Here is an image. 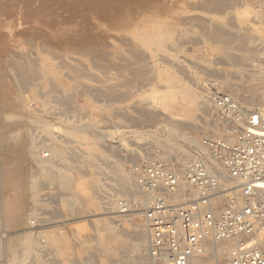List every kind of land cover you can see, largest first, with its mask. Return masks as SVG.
<instances>
[{
    "label": "rangeland",
    "instance_id": "rangeland-1",
    "mask_svg": "<svg viewBox=\"0 0 264 264\" xmlns=\"http://www.w3.org/2000/svg\"><path fill=\"white\" fill-rule=\"evenodd\" d=\"M10 1L11 0H9V1L8 0H0V8H5L8 10V11H6L7 15H4L5 19L3 20V22H11V24H7V25L6 24L3 25L0 22V28L1 29L3 28L2 31L0 29V48H1V50H0V64L1 65L3 64L2 69L0 68V109H1L0 110V116L4 115V113L7 112V110H10V109L12 110L14 108V105H15V103L10 102L11 100H14L12 98L15 97V94H16L15 88L16 87H15V85H13L14 82L11 81L12 79L9 78L10 76L8 77V75H6V74H8V72H7L8 64H7L6 57L9 58V54H10V56L11 55H13V56L14 55H23L20 52L21 48H22V50L25 49L24 50L25 53L30 52L34 55V52L29 51L30 48H27V47H29L28 45L21 43L22 42L21 38H22V34H23L22 32L25 33V31L31 32V31H40L41 30V31L45 32L46 34L49 31L48 35H50V33L52 34L53 30L55 31L56 27H54V25L57 24L56 23L57 21H59L60 23H58L56 25V26L59 25L56 29H59L60 26H62L60 24L65 25L68 22V24H66V26H67V25H69L70 19L72 20V22H75L76 20L79 21L81 16L83 19H81L80 22L82 21V23L70 22V24H74V25L77 24L78 27H80L82 25L84 26V23L86 26H88L89 24L94 25L93 22H95V21H92L93 19H90L91 17H89V15L93 16L96 13L95 11H97L96 9H92L90 5H87L88 4L87 0L86 1L83 0L84 2H82L81 0L80 1L73 0L74 2L69 0L70 4L72 3L71 6L73 5V3H75L74 6H72V7L70 6L68 0L67 1L66 0H45V1L41 0V2H39V3H38V0H36V1L35 0H31V1L26 0V2H24L25 0H12L11 2ZM13 1H15L14 4H13ZM27 1L28 2L30 1L29 4L27 3ZM57 1H58V3H57ZM61 1L62 2L65 1V4H64V2L62 3ZM132 1H134V0H132ZM142 1L145 3H143ZM148 1H150V0H147V1L146 0L145 1L144 0H137V1L135 0V2H137V3L139 2L138 4L141 3L144 5L147 4ZM153 1H154V3L159 2V3H164L165 5L168 4L169 2H170V4L172 3V0H166L167 3L165 0H151L150 2H153ZM162 1H165V2H162ZM199 1L198 0H192V1L191 0L190 1L189 0H183V1L182 0L181 1L175 0V2H174V0H173L175 5H177V6H176V10L172 13L173 16L171 14V19L173 20V22H176V24L178 23L177 24L178 29H179L178 33H182L184 31L183 32L184 34H182V36L177 37V39L175 38L176 40L174 39V37L171 38V40L169 39L168 40L169 45L165 48L163 53L161 55L153 57V59L148 60L149 62L151 61V63H152V64H149V66L152 65L151 67H149V69L154 70V71L149 70V71H151L150 74H153L154 76L155 75L156 76L153 77V75H152L153 81L150 83L151 85L147 84L150 86L148 87L146 85L144 88H142V91L137 92L136 89L133 88V86H128L126 84L125 86L124 85L121 86L119 90L120 91L122 90V92L124 90L123 93L126 96L125 90L127 88L128 89L131 88L130 91L127 90L129 92L126 91L128 96L125 97V96H123L124 94L123 95L119 94V90H118L119 95L116 94L118 97H116V99H114L115 96L113 99L110 98L111 102L109 101V99L107 100L106 97L103 98V97L97 95L98 98L99 97L102 98V99H99L100 100L99 101L98 98H96V94L94 93V91H93L94 94L92 93V95H89V94H86V92L83 91V89H85V88L93 89L92 88L93 85H94V88L98 87L99 84H97L96 81L98 78H100V75L102 74V72L100 70H98V68H96V70H94L95 69V66H93L94 63H92L90 61H84L83 66L85 65L84 68L86 70V73L88 72V75L81 77V80L79 77H77L76 79L79 78V81H81V82H79L77 80L75 84H74V82L76 80L75 78H74V80L73 79L68 80L71 84V87L77 89V90L73 89V90H75L74 94L75 93H77V94L74 95L72 93L73 91L70 93L71 95L74 96V97L72 96L73 100H71L72 97L71 98L69 97V99L71 100L72 103L71 102L69 103L68 101H67L68 102L67 103L65 99H64L65 101L62 100L63 101L62 105L60 103H59L60 105H58L57 104L58 102L57 103L51 102V104L50 103L48 104L50 106V109H48V107L44 108L45 106H42L39 103V100H40L39 98L33 99V97L31 96L32 92L30 93V91H26L28 94L26 92L24 93L25 96L27 95L31 98V100H30V98L27 97V99L29 101L28 108L30 111L26 107V110L24 108V109L20 110V113L24 114V111L28 110L27 113L25 112V114H24L27 117L28 116H30V117L32 116V117H36V118L37 117L40 118V116H41V118L44 117L43 119L45 121H48V122L55 124L54 126H56L55 127L56 131H55V128L53 126L52 127V129H54L53 132L55 134L59 133L57 135L63 136V137L61 136V138L64 141H61L60 143L57 144V151L60 152L59 153L60 157H59V160L57 161L59 163H57V164L59 166L62 165V167H66L68 173L70 174V175L67 174V177H69L70 179L72 178V181H74V184H75V182L79 183L81 181L88 180V179H90V181H91L94 179V178L91 179L92 178L91 175L87 174V176H86L85 174H83V173H86L87 171H89L88 169H91L96 176L98 175L96 177L97 179H99V178L102 179V180H100V179L97 180L98 185H96V187H94V188L92 187L89 191L91 196L93 197L94 204L91 203V204H87L88 206L85 205L84 209L87 211H85L83 209L84 211L82 210L78 214H73V215L70 214L69 215L67 212V208H66L68 205V200H69V197H66V196H68V195L65 193H62L63 191L58 188L57 183L54 180L46 179L45 175L41 176V174L43 172H41L38 175L39 180H41L43 184L39 187V190H37L35 197H32L31 193H27V191L24 190V188L19 187L20 186V185H18L19 181H20V184L22 182L21 187H23L24 183H26V181L28 180V177H26V175L28 174L27 167L30 164V163H28L27 158H25V155L23 154V152L25 153V151H22L23 147L21 146V144L23 141H21L19 143L14 142V141H10L9 142L10 144H7L6 147H5L6 143L3 144L2 142H0V144H1L0 145V235L4 234V233H8L9 236H8L7 240H9V238H11V237L12 238L14 237L13 239L15 240V243L17 244V242L18 243L20 242V241H18V240H20L19 238L24 236V234H26V232H30V231L34 230L32 235H36L40 239L44 238L47 241V242L45 241L43 243L42 247H43L44 251L42 253H40V255H37V257L36 256L34 257L33 254L31 256V253H28V255H26V258L24 257L25 258L24 259L25 264L26 263L29 264L31 261H33V262H31L33 264H34V261H35V263H39V264H83V263L84 264H108L110 261H112V256L111 255L107 256L108 254L106 255V253L99 251L95 247V244H96V242H95V236L96 235L95 234L98 233V235H99L100 233H102L104 231L103 227L105 225L110 226L114 230L117 229V230H120L122 232V235L120 237V242H121V244H120L121 250L120 251L123 255H126L129 257L133 256V255H136V256L138 255V252H137L138 249L136 246V239H135L136 235L135 234H136V231L138 229L143 227L145 229V233H146V243H145V246L142 247V250H140L141 256L143 257V260L140 264H146L147 260H148L149 229L147 228V226L145 224L144 217H143V210H142V205H143L144 201L146 200V195L143 191L142 196H141L142 198L141 197L138 198V197H135L133 195H126L124 193L118 192V190H117L118 188L116 187L117 179H119L120 177H123L124 175H127L128 173H133L132 167L134 165L139 164V163H143L145 161L153 160L152 158L160 159L162 162H164L163 159H165L167 155H172L173 157L178 156L179 161H181L183 163L187 162V161L195 160L196 158H200V157H197L196 154L194 155V153H192V152L186 153V154L185 153H178L179 150H175V149H179L178 147H180V145L182 144V141L180 139H177V138H170L168 136V133L166 132V130L163 128L160 121H162V119H164V120H168V121L170 120L169 122H172V123H179V122L180 123H183V122L186 123L187 122V123H193V124L198 125V126L203 125V122L205 123L204 120L210 118V116H208V115L206 116V114L204 112L199 110V108L205 104L213 107V109H214L213 111L215 112V113L213 112V117L214 116H215V118L218 117L213 103L205 95V88L206 87L208 88V87L212 86L220 92L231 94L237 101H239V103L242 106V109L244 108L246 110H252V109L258 108L264 104V100L262 98L258 104H255L253 106L246 104L244 98L247 95V93H246V91H243L244 90L243 86L247 84V80H248L247 74L250 71L247 69H251L252 65L254 63L258 62L260 60L261 56L264 58V38H261V37H264V7H263L264 6V4H263L264 0H255V1L254 0H231V1L226 0L224 6L226 5L227 1H228L227 2L228 6L226 5L227 8L226 7L224 8L225 11L223 9L221 10L216 5H214V6L211 5L213 8L210 5H209V8L207 6L208 9H206V7L203 8L205 6V5L204 6L202 5L203 4L202 2L204 0L203 1L199 0ZM78 2L79 3L81 2V6L83 3L82 7H83V9H85L84 6L86 7L85 11L83 9H81L82 8L81 6H78V5H80ZM229 2L231 3V5ZM260 2H262V3H260ZM25 3L28 5H26ZM37 3L40 5L37 6ZM53 3H54V5H53ZM44 5H46V7ZM49 5H51L52 8H50V7L47 8V6H49ZM60 5L62 7L65 5L66 6L68 5V7H70V8L66 9L65 8L66 6H65L64 7L65 9H64ZM75 5H76V8L79 7L78 8L79 10L75 9ZM256 5L257 6L260 5V6L257 8ZM26 6H28L29 8ZM88 6H90V7H88ZM10 7H12V8L10 9ZM30 7H32L33 10H31ZM35 7H37V8H35ZM53 7H55V8L53 9ZM56 7H57V9L59 8L58 11H56ZM223 7H221V8H223ZM26 8H28V9H26ZM61 8L63 11L67 10V11H65V14H64V12L62 14V12L60 10ZM71 8L74 9L76 12L74 10H72ZM46 9H48L50 11H48ZM215 9H217V10H215ZM45 10H46V12H45ZM68 10L70 11V13ZM80 10H82L84 13ZM90 10L91 11L93 10L92 11V12H94L93 15H92V12ZM209 10H210V12H208ZM11 11H13V12H11ZM27 11H29V12H27ZM52 11H55L56 14H53ZM87 11L89 14H86ZM60 12H61V16H63V18L61 16H59ZM80 12H81V14H80ZM66 13L68 14V16L66 15ZM75 13H76V15H75ZM40 14L42 16H40ZM46 14L47 15L49 14L52 17L47 16ZM69 15H71V16H69ZM200 15L203 17V18L201 17V20H200V18H198ZM180 16H181V18H180ZM44 17H46L48 19H45ZM58 17H61L62 19L59 20ZM75 17L76 18L78 17V19H73ZM182 17H184V18H182ZM211 17H212V19H211ZM186 18H190V19L194 18V20H192V23H194V24H192L191 22L190 23L187 22L188 24H182L183 20L185 21ZM207 18H209L210 20ZM66 19H68V20H66ZM203 19H206V21H205L206 24L204 23ZM213 19L215 22L217 21L218 24L221 23L225 28L224 30L226 32H228L229 34H233V35L238 34L240 36L243 35V37L246 39V46H248V47H246L244 45L246 48L245 47L242 48V46H240L236 42H234V43L232 42L229 44V47L224 45L225 46V48H224L223 44H221L220 42H218V41L214 42L213 39L209 40V38H207L203 34L202 28H200L201 26L197 22H203L206 26H208V25H211L212 22H214ZM227 19H228L227 22H229L230 20L232 21V22H230L231 24L226 23ZM44 20L47 22V24ZM177 20H179V21H177ZM63 21H65L66 23H63ZM86 21H87V23H86ZM10 25H11V29L8 27ZM17 25H18V28H17ZM47 25L50 27H48ZM212 25L215 26L216 24L212 23ZM212 25L208 26V27L212 28L213 27ZM229 25H231L230 26L231 28L228 27ZM232 25H234V28ZM22 26H23V28H22ZM26 26H28V27H26ZM32 26H34V27L39 26V27L34 28ZM52 26H53V28H52ZM16 28H17V30H16ZM73 28L74 27H72V29ZM7 29H8V31H7ZM44 29H47L48 31H46ZM15 30L17 32L19 30V32H21V33L18 35ZM13 32L17 34L16 42L19 43L20 45H18L17 43L12 44L9 42L8 36ZM185 32H186V35H185ZM258 34L259 35L261 34V35L259 36ZM6 37H8V39ZM2 38H4V39H2ZM5 38H6V41L9 42L8 44L5 41ZM179 38L180 39L182 38L181 41ZM178 39L182 44L179 41H177ZM252 40H253V42H252ZM216 42H217V44H216ZM6 44L9 46H7ZM10 44H12L13 46H10ZM237 45H239V46H237ZM223 48H224L225 52H224ZM7 49L9 50V52L11 50H14V52L11 51V53H9L7 51ZM168 49H169V51H168ZM1 51H3V52H1ZM24 51H23V53H24ZM226 52L237 55L238 57L244 55V56L240 57L243 59L242 64H239V65L234 64V63L232 64V62L229 61V59H227L225 57ZM3 53L5 54V56ZM246 53H247V55H250L251 57L246 56ZM76 55L80 56V54H76ZM161 56H163L162 61H161V59H159V58H162ZM164 56H166V58H164ZM34 57H37L36 52H35ZM246 57L249 58L248 61H247ZM5 60H6V62H5ZM163 62H165V63H163ZM1 65H0V67H1ZM5 65H7V66L4 67ZM204 69H205V71H204ZM87 70H89V71H87ZM90 71H91V73H90ZM263 74H264V64L262 66V71L258 76L259 86H258L257 92L259 93V95L261 94V83H262V79H263ZM91 75H92L93 79L91 78ZM88 76H90V78H88ZM223 76L225 78H223ZM175 77H176V79H175ZM6 79H8V80H6ZM9 79H10V82H9ZM226 79H227V81L229 80L228 82L230 83V85L227 87H224L223 82ZM169 80H173V81H169ZM156 81H159V82H157L158 84L156 83ZM260 81H261V83H260ZM78 82L80 84L82 83V85L86 84L85 85L86 87H84L82 85L78 86V84H79ZM220 82H222V83H220ZM6 83L8 84L7 85L8 87L6 86ZM40 83L45 84V81L41 80ZM165 83H166V85H165ZM41 84H39V86ZM3 85H4V87H3ZM11 85H13L14 87ZM95 85H97V86H95ZM156 85L157 86L159 85L160 88H159V86L157 87ZM161 85H163L164 87ZM39 86L37 85L36 88ZM76 86H78V88ZM151 86H155V92L157 91L156 93L152 94V91L150 89ZM11 87H13L12 89H13L14 93H12ZM169 87H170V89H168ZM241 87H242V89H241ZM157 88H158V90H157ZM143 89L145 91H143ZM240 89H241V91H240ZM2 90H5V91H2ZM37 91L39 92V90H37ZM81 91H83V92H81ZM122 92H120V93H122ZM79 93L81 94L80 96H78ZM137 93H138V95H137ZM154 94L157 96V98H159V99L155 100V103H153V105H154L153 107L156 110L154 108L153 109H154V111H156L157 114L155 112H153V109H151L152 111H150V113H151L150 117H154L155 119H151V120L149 118L148 119H142V122L139 121V124L136 123V125H135V124H132V123L126 121L122 117L123 114L125 115L127 113H128L127 114L128 117L130 115H131V117L132 116L140 117L141 115H139V113H137L135 111V106L138 105L137 101L138 100L139 101H145L147 99L149 100L150 98H152V96ZM71 95H69V96H71ZM88 95L90 97H88ZM93 95H95V97ZM9 96L10 97L13 96V97L8 98ZM3 97H4V99H3ZM119 98H121V99H119ZM140 98H142V99H140ZM7 99H10V101H8ZM103 99H105V100H103ZM33 100H35V101H33ZM115 100L117 103L115 102ZM117 100H119V101H117ZM134 100H136L135 101L136 105L134 103ZM8 103H11L13 108H10L8 106L9 105ZM64 104H66V107L68 108V110H67V108H66V110L63 109L65 106ZM130 105L133 106L134 109ZM32 106L36 107L38 110L36 108H33ZM69 107L71 108V110ZM116 107H118V108H116ZM123 107L125 108V111H124ZM129 107H131V108H129ZM5 109H6V111H5ZM118 109H119V111H118ZM131 109L134 111H132ZM44 110H45V113H44ZM55 110H57V111H55ZM194 111H195V115H194V117H192V113ZM116 113H119V114L121 113L122 115L121 114L118 115ZM129 113H130V115H129ZM147 113L148 112L146 111V113H145L146 116H149V113L148 114ZM154 113H155V115H153ZM166 115H167V117H165ZM3 118L5 119V116L0 117V135H2V136L6 130H12L11 125L14 122L11 120L9 122L12 124L7 125L6 121H4ZM88 118H91L93 120L92 125L81 126L75 135H71L67 131L66 127H67L68 122L69 123L70 122H72V123L77 122L76 124L83 125L81 123H86ZM167 118H169V119H167ZM48 119H50V120H48ZM217 119H219V123L221 124V128L219 130L217 129V130L211 132L212 134L211 133L205 134V137H207L208 135H209V137L211 136V138L218 137V136L224 137L225 130L227 129L226 125L220 120V118H217ZM71 120H73V121H71ZM143 120H145V122H148L150 120L153 123L150 124V122H148L145 124V122H143ZM180 120H182V122ZM64 121H66V122H64ZM128 124H130V125H128ZM59 126H61V127H59ZM6 128H8V129H6ZM79 131H80V133H78ZM37 132H39V131L37 130ZM37 132L36 131L33 132V134H35L34 135L35 137H38V134H40V132L39 133H37ZM213 134H214V136H213ZM2 136H0L1 141H2ZM64 136H66V137H64ZM205 137H204V134H202L201 140L206 139ZM172 139H174L175 141ZM95 140H96V143L98 145L97 150L99 151V152L98 151L96 152L95 161H93L92 164L91 163H89V164L84 163L86 161L84 159V156H83L85 154L84 150H87L88 147L90 146L89 143L90 142L94 143ZM72 141H73V143H72ZM170 142H172V143H170ZM45 143H46L45 141H43V142L40 141L39 146L43 145V147L45 149L49 148L50 150L54 148L53 146H50V145H48L49 147L45 146L46 145ZM62 143H63V145H62ZM165 143L167 144L166 147H165ZM73 148L75 151L74 150L71 151ZM171 148H172V150H171ZM63 150H65V151H63ZM67 150H69V151H67ZM82 150H83V152H82ZM48 151L49 150L45 151L44 153L47 154V153H49ZM102 151L104 152V154ZM131 151H132V153H131ZM72 152H73V156H72ZM76 152H77V154H76ZM81 152L84 154H82ZM129 153L131 155H133V157L131 159H130V157H128ZM101 154H102V156H101ZM69 155H71V157ZM63 156L66 158H64ZM80 156H83V160H81L82 158ZM73 158H75V159L72 161ZM77 159H78V161H76ZM85 164H87V165H85ZM165 164L170 165L169 167L175 169L171 164H168V163H165ZM88 166H90V167H88ZM91 167H93V169ZM97 167H98V170H97ZM85 170H87V171L85 172ZM82 171H84V172L82 173ZM98 171H100L102 173H100ZM221 171L223 173L224 172L226 173V170H224L222 168H221ZM25 172H27L26 175H25ZM82 175H85L86 178H85V176L83 177ZM113 175H114V177H113ZM90 176H91V178H90ZM135 179H136V177H135ZM77 180H79V181H77ZM15 184H17L18 187H16ZM46 186H47V188H46ZM54 186H56V187H54ZM11 188L13 189V191ZM17 188H20L21 190H19ZM15 189H17L15 192H18V194H20V195H18L17 193L16 194L14 193ZM92 189L94 192L96 190L95 193L97 195L92 191ZM10 191L13 193L11 194ZM8 192H10V193H8ZM58 192H59V194H58ZM97 192H99V193H97ZM13 194H15L19 199L17 197L13 196ZM7 196H10V198H8ZM14 197L20 201V202L16 201V202H19V203H16V205H19V206H15V209H17L16 207H18L19 211L17 210L16 213H14V212L11 213V216H10V214L8 215V212L6 211V209H4V200L6 198L11 200ZM34 199L35 200L37 199V200L34 201ZM134 199H137L140 201V203H141L140 209H136V210L132 209V210L124 211L122 209L121 203H123L125 201H132ZM15 200L16 199H13V202ZM95 201H97V202H95ZM96 205H97V207H96ZM86 206L89 208H87ZM106 207H108V208H106ZM94 209H95V211H94ZM88 210H90V211H88ZM86 212H87V214H86ZM18 213H19V215H18ZM12 214H13V217H12ZM5 215L10 216V218L3 217ZM14 216H15V218H14ZM19 216L21 218L27 217V221H29V220L35 221L36 220V225H34L33 227H31L30 223L20 225L18 222H16V218L18 219ZM14 219H15V221H14ZM40 219H43V220H40ZM3 236H6V234H4ZM15 237H16V239H15ZM64 237H66V238H64ZM147 237H148V239H147ZM230 242H232V240L226 241L224 243H230ZM232 244H234V241L232 242ZM1 245H3V244H1ZM33 245H35V243ZM85 245L86 246L90 245V246L86 247ZM37 247H39V245H37ZM212 248H213V245L210 246L206 243L203 244L202 251H199L198 253L201 255H204V256L207 255L209 257L207 259L204 258V260H202L201 263H199V264H221L222 263V258L218 257L212 251ZM1 249L2 250H1V254H0V264H4L5 263L4 262L5 249H4V247ZM85 251H88V252L90 251V252H92V254H94L93 255L94 258L91 261L86 260V258H85L86 256H84V254L86 253ZM207 251H209V252H207ZM82 254L84 257L82 256ZM96 259H98V260H96ZM227 261H228V254H227ZM191 262H190V264H192Z\"/></svg>",
    "mask_w": 264,
    "mask_h": 264
},
{
    "label": "bare ground",
    "instance_id": "bare-ground-1",
    "mask_svg": "<svg viewBox=\"0 0 264 264\" xmlns=\"http://www.w3.org/2000/svg\"><path fill=\"white\" fill-rule=\"evenodd\" d=\"M9 1V0H8ZM12 1V0H11ZM10 1V2H11ZM31 1V0H30ZM29 1V2H30ZM36 1V0H35ZM45 1V0H44ZM67 1V0H66ZM73 1V0H71ZM80 1V0H78ZM82 2H84L83 0H81ZM86 1V0H85ZM88 4L90 5L92 9H96L97 11H95L96 13L93 15L94 12H92V15H89V17H91L90 19H93L92 21L94 25L89 24L88 26L85 25L84 26H80L78 27L77 24H70V22H72V20L70 19L69 25L66 26V24H68V22L66 23L65 21H63V23H66L65 25L60 24L62 26H60L59 29H56L58 26H56L58 23H60L59 21H57L54 25L55 31H52V34L50 33V35H48V30L44 29L47 32V34L43 31H25L22 32V38H21V43L28 45L30 48L29 51L36 52L37 57H34V55L30 52L25 53V49L20 50V52L23 55H11L9 54V58L6 57L7 60V64H8V68H7V72L8 77L11 78L14 82L13 85H15V89H16V94L15 97H8V98H12L14 100L7 99L10 102L15 103L14 108L12 106L11 103H8L10 108H13L11 111L7 110V112H3L4 115L1 116H5L4 121H6L7 125H11L12 123H10L9 121H14L13 124L11 125V129L12 130H4L5 133L0 136H2V141L0 140V142H2L3 144H5V147L7 144H10V141H14V142H22L21 147L22 151H25V153L23 152V154L25 155V158H27V161L29 164V166L27 167L28 169V174L27 172H25L26 177H28V180L26 181V183H24L23 187H21L20 181L18 183V185H20V188H24V190L27 191V193H31L32 197H35L37 190H39V187L43 184L41 180H39L38 175L43 172L41 174L45 175L46 179H51L54 180L57 183V186L60 190H62V193L67 194L69 197L68 200V205H67V212L70 215L73 214H78L79 212H81L84 208L85 205L87 204H94V200L93 197L90 194V189L93 187H96V185H98V181L99 179H97L96 176L93 171L91 169H88L89 171L85 170L86 173H83L84 171H82L83 174H85L87 176L91 175L90 178L93 179L90 181V179L88 180H84L81 181L79 183L74 184V181H72V178L70 179L69 177H67L68 171L66 169V167H62L59 166L57 163L60 157V152L57 151V144L60 143L62 140L60 135H57L53 132L54 129H52V127L55 125L54 123L45 121L43 118H36V117H30V116H25V112L27 113V111L29 110L28 105H29V101L27 99V97L29 96H25V92L26 91H30V93L32 92V97L34 98H39V103L42 106H45L44 108L48 107V109H50V106L48 105L49 103L51 104V102L53 103H57L58 105H62L63 101L62 100H66V102L68 101L69 103L71 102V100H73V95H71L70 93L72 92L74 94L73 88L71 87L70 82L68 81L69 79H76L77 77L80 78L84 77L85 75H88V72L86 73V70L83 66L84 61H90L92 63H94L93 66H95V69L98 68V70H100L102 72V74L100 75V78L97 79V84H99L98 87L94 88V85L92 86L93 89H83V91L86 92V94L92 95L93 91L96 94V98H98L97 95L101 96V97H106V99L110 101V98L113 99L114 96L116 99V97H118L116 94H118V90L120 89L121 86H125L126 84L128 86H133V88L136 89L137 92L142 91V88H144L147 84H150L153 81L152 75L150 74L152 69H149V64H152L151 61L149 62V59H153V57H156L158 55H161L163 53V51L165 50V48L169 45L168 40L174 37V39L179 36H182V33H178L179 29H178V23L176 24V22H173V20L171 19V14L176 10V6L175 5V0L170 4V2L168 4H164V3H159V2H150L148 1L147 4H138L137 2L132 1V0H87ZM137 1V0H136ZM145 1V0H144ZM147 1V0H146ZM166 1V0H165ZM162 1V2H165ZM177 1V0H176ZM179 1V0H178ZM181 1V0H180ZM183 1V0H182ZM190 1V0H189ZM192 1V0H191ZM199 1V0H198ZM203 1V0H202ZM226 0H204L202 3V5L204 6L203 8L206 7V9L209 8V5H216L217 7H219L221 10L223 9L225 11V7L227 8V2L226 5L224 6ZM231 1V0H230ZM15 1H13L14 4ZM26 2V0L24 1ZM29 2L27 1V3L29 4ZM41 2V0H38V3ZM62 2V1H61ZM65 4V1H63ZM62 2V3H63ZM69 2V0H68ZM74 2V1H73ZM141 2V1H140ZM143 2V1H142ZM161 2V1H160ZM200 2V1H199ZM259 2V1H258ZM37 3V6L40 5ZM58 3V1H57ZM79 3V2H78ZM145 3V2H143ZM167 3V1H166ZM230 3V2H229ZM262 3V2H260ZM26 4V3H25ZM24 4V5H25ZM26 4V5H28ZM34 4V3H33ZM50 4V3H49ZM52 4V3H51ZM70 4V2H69ZM72 4V3H71ZM70 4V6H71ZM75 3H73L72 6H74ZM81 6V2L79 3ZM264 4V2H263ZM35 5V4H34ZM54 5V3H53ZM59 5V4H58ZM77 5V4H76ZM75 5V9L77 10L78 8H76ZM86 5V4H85ZM86 5V6H87ZM194 5V4H193ZM231 5V3H230ZM2 6V5H1ZM9 6V5H8ZM15 6V5H14ZM46 7V5H44ZM61 6V5H60ZM66 6V5H65ZM65 6H61L62 8H64ZM71 6V7H72ZM83 6V3H82ZM81 6V7H82ZM88 6V7H90ZM179 6V5H178ZM208 6V8H207ZM215 6V7H216ZM224 6V7H223ZM255 6V5H254ZM257 6V5H256ZM260 6V5H259ZM257 6V8L259 7ZM28 7V6H26ZM50 7L52 8L51 5L47 6V8ZM59 7V6H58ZM200 7V6H199ZM202 7V6H201ZM212 7V6H211ZM223 7V8H221ZM264 7V6H263ZM12 7H10L11 9ZM29 8V7H28ZM26 8V9H28ZM31 10H33L32 7H30ZM37 8V7H35ZM40 8V7H39ZM42 8V7H41ZM55 7H53L54 9ZM62 8L60 9L62 14L65 11L62 10ZM66 9L70 8L68 7V5L65 7ZM64 8V9H65ZM84 8L86 9V7L84 6ZM196 8V7H195ZM213 8V7H212ZM211 8V9H212ZM21 9V8H20ZM25 9V8H24ZM59 9V8H58ZM57 7H56V11H58ZM72 9V8H71ZM83 9V7L81 8ZM85 9H83L85 11ZM183 9V8H182ZM185 9V8H184ZM194 9V8H193ZM202 9V8H201ZM200 9V10H201ZM219 9V10H220ZM48 10V9H46ZM45 10V12H46ZM70 10V9H69ZM68 10V11H69ZM74 10V9H72ZM79 10V9H78ZM213 10V9H212ZM217 10V9H215ZM218 10V11H219ZM6 11H8L5 8H0V22L1 24H11V22H3V20L5 19L4 15H7ZM30 11V10H29ZM27 11V12H29ZM41 11V10H40ZM50 11V10H48ZM71 11V10H70ZM69 11V13H70ZM75 11V10H74ZM82 11V10H80ZM89 11V12H90ZM13 12V11H11ZM21 12V11H20ZM23 12V11H22ZM39 12V11H38ZM44 12V13H45ZM61 12L60 15L61 16ZM76 12V11H75ZM83 12V11H82ZM210 12V10L208 11ZM17 13V12H16ZM24 13V12H23ZM49 13V12H48ZM53 14H56L55 11H52ZM51 13V14H52ZM74 13V12H73ZM72 13V14H73ZM78 13V12H77ZM84 13V12H83ZM52 14V15H53ZM58 14V13H57ZM81 14V12H80ZM86 14H89L88 11L86 12ZM186 14V13H185ZM210 14V13H209ZM217 14V13H216ZM24 15V14H23ZM26 15V14H25ZM34 15V14H33ZM47 15V14H46ZM66 15L68 16V14L66 13ZM76 15V13H75ZM83 15V14H82ZM13 16V15H12ZM40 16H42L40 14ZM45 16V15H44ZM47 16H50L49 14ZM71 16V15H69ZM84 16V15H83ZM173 16V14H172ZM35 17V16H34ZM52 17V16H50ZM54 17V16H53ZM63 18V16H61ZM61 17H58V19H62ZM80 17V16H79ZM201 15L198 17L201 20ZM219 17V16H218ZM33 18V17H32ZM40 18V17H39ZM38 18V19H39ZM42 18V17H41ZM45 19H48L46 17H44ZM56 18V17H55ZM181 18V16H180ZM184 18V17H182ZM203 18V17H202ZM210 18V17H209ZM207 18V19H209ZM19 19V18H18ZM21 19V18H20ZM31 19V18H30ZM50 19V18H49ZM54 19V18H53ZM73 19H78V17L73 18ZM83 19L82 16L80 17V20ZM212 19V17H211ZM218 19V18H217ZM36 20V19H35ZM42 20V19H41ZM55 20V19H54ZM68 20V19H66ZM79 21H75V22H80ZM183 20V19H182ZM193 19L190 18H186L185 21L183 20L182 24H188V23H192ZM198 20V19H197ZM210 20V19H209ZM236 20V19H235ZM239 20V19H238ZM242 20V19H241ZM43 21V20H42ZM45 21V20H44ZM50 21V20H49ZM179 21V20H177ZM204 23L206 21V19H203ZM214 21V19H213ZM225 21V20H224ZM223 21V22H224ZM228 19L226 20V23L229 24L230 22H232L231 20L229 22H227ZM18 22V21H17ZM27 22V21H26ZM33 22V21H32ZM31 22V23H32ZM46 22V21H45ZM54 22V21H53ZM72 22V23H75ZM188 22V23H187ZM217 22V21H216ZM215 21L212 22L213 24L215 23L216 25L213 26L212 23L211 25L213 26L212 28L208 27L211 25L206 26L203 22H197L202 28L203 34L210 39H213L214 42L218 41L221 44L226 45L229 47L230 43H234L236 42L237 44H239L240 46H242V48H244L246 46V39L240 35H233V34H229L228 32H226L224 29V26L218 22L216 23ZM220 22V21H219ZM234 22V21H233ZM241 22V21H240ZM82 23V21L80 22ZM87 23V21H86ZM90 23V22H89ZM196 23V24H197ZM208 23V22H207ZM25 24V23H24ZM40 24V23H39ZM45 24V23H44ZM47 24V22H46ZM52 24V23H51ZM194 24V23H192ZM191 24V25H192ZM231 24V23H230ZM80 25V24H79ZM48 26V25H47ZM180 26V25H179ZM189 26V25H188ZM198 26V25H197ZM231 25H229L228 27H230ZM234 28V25H232ZM11 29V25L8 26ZM7 27V28H8ZM20 27V26H19ZM28 27V26H26ZM34 27V26H32ZM36 28L39 26H35ZM34 27V28H35ZM46 27V26H45ZM50 27V26H48ZM72 27H74L72 29ZM186 27V26H185ZM226 27V26H225ZM13 28V27H12ZM18 28V25H17ZM16 28V30H17ZM23 28V26H22ZM31 28V27H30ZM41 28V27H40ZM53 28V26H52ZM184 28V27H183ZM231 28V27H230ZM232 28V29H233ZM1 29V28H0ZM5 29V28H4ZM28 29V28H27ZM32 29V28H31ZM49 29V28H48ZM186 29V28H185ZM228 29V28H227ZM3 30V28L1 29V31ZM6 30V29H5ZM15 30V31H16ZM25 30V29H24ZM23 30V31H24ZM43 30V29H42ZM249 30V29H248ZM8 31V29H7ZM12 31V30H11ZM10 31V32H11ZM22 31V30H21ZM228 31V30H227ZM231 31V30H230ZM229 31V32H230ZM234 31V30H233ZM232 31V32H233ZM189 32V31H188ZM16 33L19 35L21 32L16 31ZM16 33H11L8 37H9V42L12 44H16ZM231 33V32H230ZM235 33V32H234ZM3 34V33H2ZM8 34V33H7ZM190 34V33H189ZM186 35V32H185ZM184 35V36H185ZM191 35V34H190ZM248 35V34H247ZM259 35V34H258ZM261 35V34H260ZM259 35V36H260ZM201 36V35H200ZM245 36V35H244ZM8 37H6L8 39ZM189 37V36H188ZM196 37V36H195ZM204 37V36H203ZM5 38V41H6ZM185 38V37H184ZM249 38V37H248ZM252 38V37H251ZM264 38V37H261ZM4 39V38H2ZM173 39V40H174ZM175 39V40H176ZM180 39V38H179ZM179 39L177 41H179ZM182 39V38H181ZM180 39V41H181ZM188 39V38H187ZM190 39V38H189ZM200 39V38H199ZM206 39V38H205ZM12 42H11V41ZM202 40V39H201ZM19 41V40H18ZM179 41V42H180ZM207 41V40H206ZM248 41V40H247ZM2 42V41H1ZM7 44L9 43L8 41H6ZM173 42V41H172ZM184 42V41H183ZM187 42V41H186ZM198 42V41H197ZM196 42V43H197ZM249 42V41H248ZM247 42V43H248ZM253 42V40H252ZM261 42V41H260ZM177 43V42H176ZM181 43V42H180ZM191 43V42H190ZM200 43V42H199ZM198 43V44H199ZM235 43V44H236ZM5 44V43H4ZM6 44V45H7ZM12 44H10V46H13ZM18 45H20L19 43H17ZM175 44V43H174ZM178 44V43H177ZM182 44V43H181ZM186 44V43H185ZM192 44V43H191ZM212 44V43H211ZM217 44V42H216ZM237 45V46H239ZM245 45V46H244ZM3 46V45H2ZM1 46V47H2ZM9 46V45H7ZM222 46V47H223ZM253 46V45H252ZM4 47V46H3ZM17 47V46H16ZM236 47V46H235ZM248 47V46H246ZM245 47V48H246ZM250 47V46H249ZM8 48V47H7ZM15 48V47H14ZM26 48V49H27ZM225 48V46H224ZM223 48V50H224ZM234 48V47H233ZM237 48V47H236ZM241 48V47H240ZM11 49V48H10ZM13 49V48H12ZM1 50V48H0ZM16 50V49H15ZM233 50V49H232ZM237 50V49H236ZM4 51V50H3ZM1 51V52H3ZM7 51L9 52V50L7 49ZM6 51V52H7ZM14 52V50H11ZM11 51L9 53H11ZM24 51V53H23ZM38 51V52H37ZM169 51V49H168ZM220 52V51H219ZM225 52V50H224ZM234 52V51H233ZM243 52V51H242ZM249 52V51H248ZM5 53V52H4ZM3 53V54H4ZM169 53V52H168ZM173 53V52H172ZM263 53V52H262ZM2 54V53H1ZM7 54V53H6ZM15 54V53H14ZM19 54V53H18ZM76 54H80V56H77ZM167 54V53H166ZM243 54V53H242ZM241 54V55H242ZM175 55V54H174ZM257 55V54H256ZM5 56V54H4ZM169 56V55H168ZM244 56V55H242ZM240 56V57H242ZM246 56H250L247 55ZM259 56V55H258ZM163 59V56H161ZM225 57L227 59H229V61L232 62V64H242V58L238 57L237 55H234L232 53L226 52L225 53ZM251 57V56H250ZM164 58H166V56H164ZM224 58V57H223ZM247 58V57H246ZM249 58H247L248 61ZM256 59V58H255ZM5 60V62H6ZM156 60V59H155ZM165 60V59H164ZM163 60V61H164ZM216 60V59H215ZM255 61V60H254ZM4 62V63H5ZM169 62V61H168ZM252 62V61H251ZM165 63V62H163ZM170 63V62H169ZM174 63V62H173ZM253 63V62H252ZM251 63V64H252ZM264 64V58L261 56L260 60L256 63H254L252 65L251 69H247L250 70L249 73L247 74L248 76V80H247V84L246 85H242L243 86V91H246L247 95L245 96V102L246 104L253 106L255 104H258L261 101V98L264 100L263 96L257 92L258 91V86H259V79L258 76L262 71V66ZM1 65V64H0ZM3 65V64H2ZM2 65H1V69H2ZM154 65V64H153ZM7 65H5L4 67H6ZM156 66V65H155ZM154 67V66H153ZM87 68V67H86ZM155 69V68H154ZM183 69V68H182ZM6 70V69H5ZM89 71V70H87ZM154 71V70H152ZM183 71V70H182ZM205 71V69H204ZM96 72V71H95ZM157 72V71H156ZM208 72V71H207ZM86 73V74H85ZM91 73V71H90ZM94 73V72H93ZM158 73V72H157ZM181 73V72H180ZM214 73V72H213ZM160 74V73H159ZM90 75V74H89ZM169 75V74H168ZM99 76V75H98ZM156 76V75H155ZM153 75V77H155ZM186 76V75H185ZM225 76V75H224ZM223 76V78H225ZM2 77V76H1ZM4 77V76H3ZM7 77V76H6ZM169 77V76H168ZM79 78L75 80L74 84L76 83V81H79ZM88 78H90V76H88ZM92 78V75H91ZM93 79V78H92ZM95 79V78H94ZM156 79V78H155ZM169 79V78H168ZM176 79V77H175ZM229 79V78H228ZM262 79V78H261ZM8 80V79H6ZM41 80L45 81V84H41ZM66 80V81H65ZM96 80V79H95ZM160 80V79H159ZM222 80V79H221ZM40 81V82H39ZM68 81V82H67ZM84 81V80H83ZM88 81V80H87ZM94 81V80H93ZM166 81V80H165ZM169 81H173V80H169ZM229 81V80H228ZM226 80H224L223 82V86L227 87L230 85V83ZM231 81V80H230ZM8 82V81H7ZM10 82V79H9ZM12 82V83H13ZM81 82V81H79ZM78 82V83H79ZM85 82V81H84ZM159 81H156V83ZM175 82V81H174ZM220 82V83H222ZM233 82V81H232ZM236 82V81H235ZM4 83V82H3ZM11 83V84H12ZM77 83V84H78ZM155 83V82H154ZM162 83V82H161ZM261 83V81H260ZM39 84H41L39 86ZM158 84V83H157ZM172 84V83H171ZM175 84V83H174ZM8 84L6 83V86ZM11 85V86H13ZM39 86L36 88V86ZM82 85V83L78 84V86ZM86 85V84H85ZM85 85H82L84 87H86ZM151 85V84H150ZM150 85H147L148 87ZM160 85V84H159ZM158 85V86H159ZM166 85V83H165ZM239 85V84H238ZM2 86V85H1ZM78 86H76L78 88ZM97 86V85H95ZM157 86V85H156ZM157 86V87H158ZM163 86V85H161ZM240 86V85H239ZM4 87V85H3ZM8 87V86H7ZM6 87V88H7ZM14 87V86H13ZM13 87H11L12 93L13 92ZM83 87V88H84ZM127 87V86H126ZM147 87V88H148ZM152 87V88H151ZM150 89L153 93L155 92V86H151ZM164 87V86H163ZM162 87V88H163ZM89 88V87H88ZM160 88V86H159ZM131 89V88H130ZM130 89H126L125 93L126 96H128L127 92L130 91ZM149 89V90H150ZM170 89V87L168 88ZM242 89V87H241ZM240 89V91H241ZM39 90V92L37 91ZM77 90V89H76ZM129 90V91H127ZM158 90V88H157ZM193 90V89H192ZM5 91V90H2ZM15 91V90H14ZM81 91V92H83ZM127 91V92H126ZM135 91V90H134ZM143 91H145L143 89ZM122 90H119V94L123 95L124 90L122 93ZM27 93V92H26ZM93 93V94H94ZM242 93V92H241ZM28 94V93H27ZM71 96H69V95ZM77 94V93H75ZM74 94V95H75ZM83 94V93H82ZM118 94V95H119ZM131 94V93H130ZM129 94V95H130ZM149 94V93H148ZM195 94V93H194ZM238 94V93H237ZM12 95V94H11ZM14 95V94H13ZM81 94L79 93L78 96H80ZM88 95V97H90ZM134 95V94H133ZM138 95V93H137ZM146 95V94H145ZM158 95V94H157ZM73 96V97H72ZM95 97V95H93ZM92 96V97H93ZM125 96V94L123 95ZM125 96V97H126ZM69 97L71 98V100L69 99ZM101 97L98 98L102 99ZM120 97V96H119ZM130 97V96H129ZM30 98V97H29ZM139 98V97H138ZM145 98V97H144ZM4 99V97H3ZM6 99V98H5ZM95 99V98H94ZM121 99V98H119ZM125 99V98H124ZM136 99V98H135ZM142 99V98H140ZM159 99L157 98V96L154 94L152 96V98H150L149 100H145V101H137L138 105L135 106V111L137 113H139V115H141L140 117L138 116H132L129 113V117L127 116V114H123V118L132 123L135 124L138 123L139 121L142 122V119H155L154 117H150L151 113L150 111H152L151 109H153L154 105L153 103H155V100ZM31 100V98H30ZM36 100V99H35ZM33 100V101H35ZM64 100V101H65ZM70 100V101H69ZM105 100V99H103ZM102 100V101H103ZM127 100V99H126ZM100 101V100H99ZM114 101V100H113ZM112 101V102H113ZM119 101V100H117ZM132 101V100H131ZM136 100H134V103L136 105ZM201 101V100H200ZM62 102V103H61ZM67 102V103H68ZM111 102V101H110ZM116 102V100H115ZM166 102V101H165ZM203 102V101H202ZM207 102V101H206ZM36 103V102H35ZM60 103V104H59ZM65 103V102H64ZM72 103V102H71ZM93 103V102H92ZM117 103V102H116ZM121 104V103H120ZM3 105V104H2ZM64 108L66 110V104H64ZM69 105V104H68ZM72 105V104H71ZM98 105V104H97ZM133 105V104H132ZM101 106V105H100ZM112 106V105H111ZM119 106V105H118ZM129 106V105H128ZM131 106V105H130ZM196 106V105H195ZM27 107V111H24V114L20 113V110L24 109L26 110ZM33 107V106H32ZM133 109L134 107L131 106ZM129 107V108H131ZM7 108V107H6ZM36 108V107H33ZM43 108V109H44ZM70 108V107H69ZM118 108V107H116ZM199 108V107H198ZM31 109V108H30ZM37 109V108H36ZM60 109V108H59ZM124 111L125 108L123 107ZM155 109V108H154ZM153 112L156 113V111ZM1 110V109H0ZM38 110V109H37ZM40 110V109H39ZM46 110V109H45ZM44 110V113H45ZM68 110V108H67ZM71 110V108H70ZM81 110V109H80ZM132 110V109H131ZM156 110V109H155ZM199 110H201L202 112H204L206 114V116H210V120L206 119L204 120L205 123L203 122V125H195L193 123H172L169 122L168 120H164L162 119L161 124L163 126V128L166 130V132L168 133V136L170 138H177L180 139L182 141V144L180 145V147H178L179 149H175V150H179L178 153H194V155L196 154L197 157L200 158H196V159H203L209 166V168H211L214 171L219 172L222 175H227V171L226 173L221 171V168L226 170L222 164L220 163V161L217 159L216 155L213 153V151L211 150V148L206 144V141L204 139L201 140V135L204 134H210L211 132L215 131V130H219L221 128V124L219 123V117L215 116L213 117V107H211L210 105H203L202 107L199 108ZM244 110V109H243ZM6 111V109H5ZM30 111V110H29ZM41 111V110H40ZM57 111V110H55ZM76 111V110H75ZM82 111V110H81ZM80 111V112H81ZM92 111V110H91ZM119 111V109H118ZM134 111V110H132ZM146 111L149 113V116H146ZM43 112V111H42ZM65 112V111H64ZM79 112V113H80ZM29 113V112H28ZM36 113V112H35ZM41 113V112H40ZM122 113V112H121ZM120 113V114H121ZM147 113V114H148ZM155 113L153 115H155ZM199 113V112H198ZM215 113V112H214ZM61 114V113H60ZM82 114V113H81ZM118 115H120L119 113H116ZM157 114V113H156ZM162 114V113H161ZM200 114V113H199ZM204 114V115H205ZM27 115V114H26ZM122 115V114H121ZM195 115V111L192 113V117H194ZM202 115V114H201ZM0 116V117H1ZM85 116V115H84ZM203 116V115H202ZM201 116V117H202ZM51 117V116H50ZM167 117V115L165 116ZM199 117V116H198ZM197 117V118H198ZM47 118V117H46ZM57 118V117H56ZM158 118V117H157ZM171 118V117H170ZM244 116L242 115V118H240V121L242 124H244L243 121ZM160 119V120H161ZM169 119V118H167ZM172 119V118H171ZM50 120V119H48ZM110 120V119H109ZM148 121L150 122V124H152V121ZM175 120V119H174ZM73 121V120H71ZM155 121V120H154ZM157 121V120H156ZM177 121V120H176ZM182 122V120H180ZM195 121V120H194ZM66 122V121H64ZM80 122V121H79ZM143 122H145V120H143ZM148 122H145L148 123ZM2 123V122H1ZM77 123V122H76ZM75 122H68L67 124V131L71 134V135H75L76 132L78 131V129H80L81 126H90L93 124V120L91 118H88V120L86 121V123H81L83 125H78ZM155 123V122H154ZM80 124V123H79ZM130 125V124H128ZM56 126H54L55 128ZM61 127V126H59ZM4 128V127H3ZM8 129V128H6ZM37 130L40 132V134H38V137H35L33 134L34 131L37 132ZM223 130V129H222ZM221 130V131H222ZM56 131V128H55ZM59 131V130H58ZM37 132V133H39ZM162 132V131H161ZM165 132V131H164ZM80 133V131L78 132ZM212 134V133H211ZM167 136V135H166ZM207 136V135H206ZM214 136V134H213ZM218 136V135H217ZM63 137V136H62ZM66 137V136H64ZM221 137V136H218ZM235 137L233 131L231 130H225V134L224 137L225 139L228 140H233ZM75 138V137H74ZM73 138V139H74ZM164 138V137H163ZM167 138V137H166ZM205 138H211V136L209 137V135ZM215 138V137H214ZM1 139V138H0ZM72 139V138H71ZM76 139V138H75ZM74 139V140H75ZM79 139V138H78ZM168 139V138H167ZM69 140V139H68ZM174 140V139H172ZM179 140V141H180ZM40 141H45L46 145L45 146H53V149H45L43 147V145L39 146V142ZM67 141V140H66ZM175 141V140H174ZM71 142V141H70ZM64 143V142H63ZM62 143V145H63ZM69 143V142H68ZM73 143V141H72ZM84 143V142H83ZM172 143V142H170ZM43 144V143H42ZM87 144V143H86ZM85 144V145H86ZM90 146L88 147L87 150H84L85 154H84V159L86 160L84 163H93V161H95V155L96 152L98 151V145L96 143V140L94 143L90 142L89 143ZM100 144V143H99ZM175 144V143H174ZM1 145V144H0ZM65 145V144H64ZM167 146V144L165 143V147ZM174 146V145H173ZM43 147V148H42ZM66 147V146H65ZM170 147V146H169ZM40 148V149H39ZM66 149V148H65ZM169 149V148H168ZM49 150L47 154H45L44 152ZM74 148L71 150L73 151ZM105 150V149H104ZM109 150V149H108ZM172 150V148H171ZM174 150V149H173ZM65 151V150H63ZM62 151V152H63ZM69 151V150H67ZM75 151V150H74ZM110 151V150H109ZM212 151V152H211ZM99 152V151H98ZM101 152V151H100ZM103 152V151H102ZM75 153V152H74ZM132 153V151H131ZM139 153V152H138ZM77 154V152H76ZM75 154V155H76ZM104 154V152H103ZM128 154V153H127ZM173 154V153H172ZM74 155V156H75ZM86 155V156H85ZM191 155V154H190ZM68 156V155H67ZM71 157V155H69ZM72 156H73V152H72ZM83 156H80L83 160ZM100 156V155H99ZM102 156V154H101ZM192 156V155H191ZM64 157V156H63ZM130 159L133 157V155H131L129 153ZM127 157V158H128ZM158 157V156H157ZM183 157V156H182ZM186 157V156H185ZM66 158V157H64ZM68 158V157H67ZM77 158V157H76ZM106 158V157H105ZM75 158L72 159V161ZM109 159V158H108ZM68 160V159H67ZM98 160V159H97ZM186 160V159H185ZM66 161V160H65ZM78 161V159L76 160ZM100 161V160H99ZM163 161L165 163L171 164L176 171L179 172L180 177H181V181L184 183V176L186 174V166L188 163H190L191 161H187V162H181L178 159V156L173 157L172 155H167L165 159H163ZM184 161V160H183ZM68 163V162H67ZM98 163V162H97ZM64 164V163H63ZM85 164V165H87ZM84 165V166H85ZM94 165V164H93ZM120 165V164H119ZM117 166V165H116ZM126 166V165H125ZM170 166V165H168ZM68 167V166H67ZM78 167V166H77ZM90 167V166H88ZM93 169V167H91ZM101 168V167H100ZM26 169V170H27ZM104 169V168H103ZM120 169V168H119ZM84 170V169H83ZM98 170V167H97ZM101 170V169H100ZM21 171V170H20ZM106 171V170H105ZM125 171V170H124ZM81 172V171H80ZM100 172V171H98ZM13 173V172H12ZM102 173V172H100ZM70 175V174H69ZM85 175H82L83 177ZM85 176V178H86ZM17 177V176H16ZM81 177V176H80ZM114 177V175H113ZM24 178V177H23ZM74 178V177H73ZM76 179V178H75ZM74 179V180H75ZM102 180V179H100ZM25 181V180H24ZM79 181V180H77ZM17 182V181H16ZM101 184V183H100ZM14 186V185H13ZM12 186V187H13ZM16 187L17 184H15ZM14 186V187H15ZM45 186V185H44ZM48 186V185H47ZM46 186V188H47ZM15 187V188H16ZM52 187V186H51ZM56 187V186H54ZM101 187V186H100ZM116 187L118 188V192L124 193L126 195H133L135 197H141L142 196V188L139 186V184L137 183L136 179H135V175L134 173H128L127 175H124L123 177H120L119 179H117L116 182ZM20 188H17L19 190H21ZM12 189V188H11ZM17 189L14 190V193L18 194V192H15ZM100 189V188H99ZM13 191V189H12ZM93 191V189H92ZM11 192V191H10ZM8 192V193H10ZM21 192V191H20ZM40 192V191H39ZM94 192V191H93ZM96 192V190H95ZM94 192V193H95ZM13 192H11L12 194ZM93 193V194H94ZM99 193V192H97ZM106 193V192H105ZM145 193V192H144ZM15 194H13V196L17 197ZM30 194V195H31ZM59 194V192H58ZM96 194V193H95ZM20 195V194H18ZM61 195V194H60ZM59 195V196H60ZM64 195V194H63ZM97 195V194H96ZM146 195V200L144 201L142 208L145 207L148 203V195ZM8 198H10V196H7ZM13 198L16 199L13 202V199H8L6 198L4 200V209H6V211L8 212V215L11 213H16L17 210L19 211L18 207H16L17 209H15V206H19L16 205V203H19L20 201L17 198ZM31 197V196H30ZM97 197V196H96ZM95 197V198H96ZM29 198V197H28ZM37 198V197H36ZM65 198V197H64ZM142 198V197H141ZM140 198V199H141ZM21 199V198H20ZM37 200V199H36ZM34 199V201H36ZM39 200V199H38ZM98 200V199H97ZM137 200V199H136ZM19 201V202H16ZM99 201V200H98ZM23 202V201H22ZM21 202V203H22ZM97 202V201H95ZM20 203V204H21ZM15 204V205H14ZM32 204V203H31ZM96 204V203H95ZM88 206V205H87ZM86 206V207H87ZM97 207V205H96ZM109 207V206H108ZM106 207V208H108ZM89 208V207H87ZM100 208V207H99ZM38 209V208H37ZM65 209V208H64ZM91 209V208H90ZM85 210V209H84ZM83 210V211H84ZM87 211V210H85ZM90 211V210H88ZM95 211V209H94ZM35 213V212H34ZM66 213V212H65ZM90 213V212H89ZM57 214V213H56ZM67 214V215H68ZM87 214V212H86ZM94 214V213H93ZM5 215L3 217L6 218H10V216ZM17 215V214H16ZM19 215V213H18ZM58 215V214H57ZM66 215V214H65ZM2 217V218H3ZM13 217V214H12ZM11 217V218H12ZM15 218V216H14ZM20 218V219H19ZM19 218H16V222H18L20 225L22 224H28L30 223L31 227H33L34 225H36V220L35 221H27V217H23L21 218L19 216ZM13 219V218H12ZM36 219V218H35ZM39 220V219H38ZM43 220V219H40ZM7 221V220H6ZM15 221V219H14ZM8 222V221H7ZM12 222V221H11ZM15 222V223H16ZM39 222V221H38ZM111 222V221H110ZM109 222V223H110ZM96 224V223H95ZM111 224V223H110ZM146 224V223H145ZM114 225V224H113ZM147 226V224H146ZM93 227V226H92ZM94 228V227H93ZM114 228V227H113ZM148 228V226H147ZM103 232L100 233L98 235L95 234V247L101 251L106 253L107 256L111 255L112 256V261H110L108 264H140L143 260V257L141 256V252L140 250H142V247L145 246L146 243V233H145V229L143 227H141L140 229H138L136 231V246H137V252L138 255H133V256H126L123 255L121 253V249H120V237L122 235V232L120 230L117 229H112L110 226L105 225L103 227ZM34 231V230H33ZM33 231L30 232H26V234H24V236L20 237L18 241H20L19 243L17 242V244L15 243V240L12 238H9V240H7L9 234L8 233H4L6 234V236H3L4 234L0 235V254H1V248L4 247L5 249V259H4V264H25L24 263V259L26 258V255H28V253H31L34 255V257L37 255H40V253H42L44 251L42 245L43 243L46 241V239L44 238H38L36 235H32ZM95 231V230H94ZM39 234V233H38ZM79 234V233H78ZM261 234L264 235V230L261 232ZM83 236V235H82ZM79 237V236H78ZM85 237V236H84ZM94 237V236H93ZM66 238V237H64ZM16 239V237H15ZM48 239V238H47ZM148 239V237H147ZM47 242V241H46ZM233 242V240H232ZM232 242L230 243H215L208 239L205 243L212 246V251L220 258H222V263L221 264H228L227 261V254L230 250V248L234 245L232 244ZM35 243V245H33ZM94 243V242H93ZM86 244V243H85ZM37 245H39V247H37ZM84 245V244H83ZM86 246V245H85ZM90 246V245H88ZM86 246V247H88ZM85 247V248H86ZM209 247V246H208ZM48 249V248H47ZM91 249V248H90ZM144 249V248H143ZM202 248L200 249V251H202ZM86 253L84 254V256H86V260L91 261L94 258V254H92V252H88L85 251ZM126 252V251H125ZM209 252V251H207ZM81 254V253H80ZM82 254V256H83ZM211 254V253H210ZM99 255V254H98ZM213 255V254H212ZM211 255V256H212ZM83 256V257H84ZM25 257V258H24ZM33 257V258H34ZM209 256L207 255H201L199 253H197L193 259H192V264H199L201 263L202 260H204V258H208ZM41 258V257H40ZM39 258V259H40ZM80 258V257H79ZM82 258V257H81ZM27 260V259H26ZM98 260V259H96ZM109 260V259H108ZM37 261V260H36ZM87 261V262H88ZM145 261V260H144ZM33 262V261H31ZM29 263V264H33V263ZM80 262V261H79ZM41 263V262H40ZM92 263V262H91ZM27 264V263H26ZM34 264H39V263H35ZM84 264V263H83Z\"/></svg>",
    "mask_w": 264,
    "mask_h": 264
},
{
    "label": "built area",
    "instance_id": "built-area-1",
    "mask_svg": "<svg viewBox=\"0 0 264 264\" xmlns=\"http://www.w3.org/2000/svg\"><path fill=\"white\" fill-rule=\"evenodd\" d=\"M205 95L235 135L233 140L204 139L227 175L203 159L187 164L184 183L160 159L132 167L149 197L142 208L149 229L146 264H190L208 239L234 241L228 264H264V104L243 110L231 94L212 86L205 88ZM242 115L243 125L238 121ZM121 204L124 211L141 207L136 199Z\"/></svg>",
    "mask_w": 264,
    "mask_h": 264
}]
</instances>
